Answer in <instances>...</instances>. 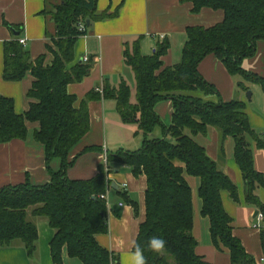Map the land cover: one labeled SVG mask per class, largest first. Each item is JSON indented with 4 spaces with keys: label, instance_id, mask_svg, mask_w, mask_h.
Wrapping results in <instances>:
<instances>
[{
    "label": "trees",
    "instance_id": "16d2710c",
    "mask_svg": "<svg viewBox=\"0 0 264 264\" xmlns=\"http://www.w3.org/2000/svg\"><path fill=\"white\" fill-rule=\"evenodd\" d=\"M192 4V12L203 8L221 10L224 19L211 28H187V37L181 53V62L163 68L160 58L168 51L164 40L157 45L152 56H143L139 42L126 47L124 63L135 78V102L132 103L130 87L122 81L117 87L105 86L101 94L114 100L115 108L124 125H136L137 134L143 138L140 150H119L108 153L105 167L92 179L77 181L67 178V171L75 159L69 152L89 132L87 104L96 95L84 98L79 107L77 99L67 87L81 83L91 66L82 62L69 68L74 61V45L86 35L87 21L109 20L117 15H96L94 0H60L47 14L54 23L52 46L46 51L52 60L45 65L46 55L31 61L19 40L4 45L3 79L18 82L29 73L33 84L27 96L31 100L27 112L17 115L13 100L0 97V145L27 137V122L38 123L33 140L44 147V156L51 181L36 187L24 185L0 189V247H10L18 242L34 258L37 252L38 231L36 222L43 219L54 235L49 243L53 264H63L62 252L82 264H119V259L97 244L96 236L107 229V207L100 199L110 186L107 176L109 164L130 168L134 176H145V221L135 240L133 250L139 245L144 250L147 264H205L195 254L198 243L193 230V201L191 188L185 176L199 181L197 194L201 201V215L209 220L210 237L214 246L225 248L231 264H255L245 253L240 240L233 237L232 220L223 209L221 192L226 191L238 201L237 189L231 180L212 161L204 148L191 134H205L214 128L221 136V145L227 138L234 142V160L245 185V201L254 205L262 215L264 205L254 194L257 187L264 188L263 175L253 164L251 142L257 149L264 143L251 129L245 114L246 105L237 98L231 103L212 104L196 96L197 93H215L202 76L198 66L207 55L216 56L229 75L241 76L264 90V79L245 72L242 63L256 53L257 42L264 40V0H184ZM45 14V12H44ZM79 24L84 31H78ZM239 88L248 92L239 84ZM172 102V124L166 127L155 114L159 102ZM161 136L153 137L157 129ZM101 147H88L85 152H98ZM59 159L60 167L52 172L49 164ZM160 236L166 240L165 251L154 254L148 240ZM264 252V227L261 229Z\"/></svg>",
    "mask_w": 264,
    "mask_h": 264
},
{
    "label": "crops",
    "instance_id": "0c3cea01",
    "mask_svg": "<svg viewBox=\"0 0 264 264\" xmlns=\"http://www.w3.org/2000/svg\"><path fill=\"white\" fill-rule=\"evenodd\" d=\"M55 0H0V97L13 100V109L17 115L27 112L31 100L27 93L33 84L32 76L27 73L21 81H4V45L6 42L24 39L23 49L29 53L31 61L46 55L44 64L48 65L52 55L46 51L52 46L51 35L54 23L47 14L55 6ZM96 15L103 13L117 15L109 20L89 21L86 35L78 38L74 45L72 68L82 62L91 66L88 76L81 83L70 84L67 91L76 97L74 104L78 108L81 101L90 94L96 95L87 104L89 109L90 130L83 140L74 146L70 159L76 158L68 168L67 178L84 181L94 178L99 167H105L104 160L108 153L119 150L135 152L141 149L143 138L137 134V126L124 125L115 108V101L108 100L101 94L105 86L117 87L122 81L128 84L131 102H135V78L130 67L124 63L126 47L139 42L143 56H152L157 45L162 41L168 44V51L160 58L163 68L179 64L181 53L187 37V28L205 29L214 27L223 21L221 10L201 9L192 12V4L184 0H94ZM45 12V14H44ZM88 22V21H87ZM256 53L242 63V68L258 78L264 79V40L256 43ZM87 58V61H84ZM198 74L215 90V93H197L205 102L228 104L238 99L246 105L245 114L249 125L264 143V90L257 84L245 81L241 76L229 75L222 62L214 55L204 57ZM241 84L248 88L251 96L239 88ZM248 91V92H249ZM172 102L163 101L155 106V114L166 127L172 124ZM27 137L23 141L12 140L0 145V189L24 185L42 186L51 181L47 170L44 147L33 140V134L39 128L38 123L27 122ZM206 151L208 157L236 186L238 201H233L228 192H221L223 209L232 220L233 237L240 240L244 251L255 260V264H264L261 229L262 222L254 216L258 209L245 201V185L241 172L234 160V142L227 138L221 145V136L214 128H208L205 134L185 132ZM161 136L158 128L153 137ZM88 147H101L98 152H83ZM253 164L256 172L264 178V146L257 149L251 142ZM59 159H53L49 168L57 172ZM110 174L107 181L110 186L105 192L107 207V229L105 234L97 235L96 242L119 259V264H129L134 250V242L145 221V176H134L130 168L109 164ZM190 184L193 201L192 234L198 245L195 254L205 264H231L230 255L225 248L218 250L210 237L208 218L201 215V201L197 194L198 179L185 176ZM126 185V187H124ZM254 194L264 205V188L257 187ZM38 231L37 252L29 258L26 250L18 242L10 247H0V264H53L50 257L49 243L54 232L45 220L36 222ZM63 264H82L79 260L69 258L66 249L62 252Z\"/></svg>",
    "mask_w": 264,
    "mask_h": 264
},
{
    "label": "clouds",
    "instance_id": "9594fccd",
    "mask_svg": "<svg viewBox=\"0 0 264 264\" xmlns=\"http://www.w3.org/2000/svg\"><path fill=\"white\" fill-rule=\"evenodd\" d=\"M148 248L154 253L159 254L166 249V240L160 236H152L148 240ZM129 264H147L144 250L137 245L130 257Z\"/></svg>",
    "mask_w": 264,
    "mask_h": 264
},
{
    "label": "built area",
    "instance_id": "2783aa9c",
    "mask_svg": "<svg viewBox=\"0 0 264 264\" xmlns=\"http://www.w3.org/2000/svg\"><path fill=\"white\" fill-rule=\"evenodd\" d=\"M78 31H84V25L83 24H79ZM19 44L24 45L25 44V40L24 39H19ZM84 61H87V58H84ZM106 162H107V159L104 160V164H106ZM124 187H126V185H124ZM104 196H105L104 194H101L99 197H100V199L105 200ZM256 219H257L258 222H262L263 217H262L261 214L258 213Z\"/></svg>",
    "mask_w": 264,
    "mask_h": 264
},
{
    "label": "water",
    "instance_id": "95a60500",
    "mask_svg": "<svg viewBox=\"0 0 264 264\" xmlns=\"http://www.w3.org/2000/svg\"><path fill=\"white\" fill-rule=\"evenodd\" d=\"M89 24H90V22L88 21L87 22V26H89ZM250 96H251V93H250V91L247 93V98L249 99L250 98ZM257 215H258V211L255 213V217H257Z\"/></svg>",
    "mask_w": 264,
    "mask_h": 264
},
{
    "label": "rangeland",
    "instance_id": "374dc122",
    "mask_svg": "<svg viewBox=\"0 0 264 264\" xmlns=\"http://www.w3.org/2000/svg\"><path fill=\"white\" fill-rule=\"evenodd\" d=\"M60 0H55V4H58ZM51 11V10H50ZM248 93V92H247ZM247 93H246V98H247Z\"/></svg>",
    "mask_w": 264,
    "mask_h": 264
}]
</instances>
